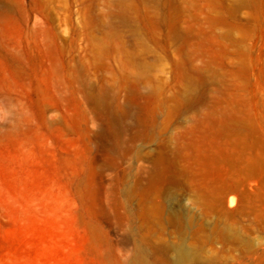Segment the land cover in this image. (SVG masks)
I'll return each instance as SVG.
<instances>
[{
  "label": "rangeland",
  "instance_id": "rangeland-1",
  "mask_svg": "<svg viewBox=\"0 0 264 264\" xmlns=\"http://www.w3.org/2000/svg\"><path fill=\"white\" fill-rule=\"evenodd\" d=\"M0 264H264V0H0Z\"/></svg>",
  "mask_w": 264,
  "mask_h": 264
}]
</instances>
